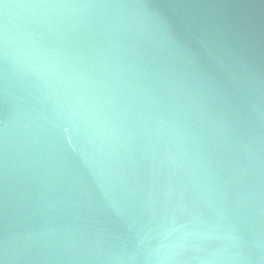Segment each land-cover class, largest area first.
Listing matches in <instances>:
<instances>
[{
  "label": "water",
  "instance_id": "95a60500",
  "mask_svg": "<svg viewBox=\"0 0 264 264\" xmlns=\"http://www.w3.org/2000/svg\"><path fill=\"white\" fill-rule=\"evenodd\" d=\"M0 264H264V0H0Z\"/></svg>",
  "mask_w": 264,
  "mask_h": 264
}]
</instances>
